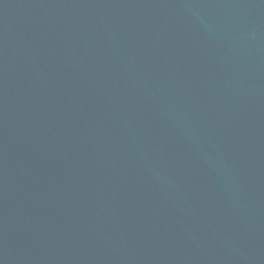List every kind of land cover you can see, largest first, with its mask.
Masks as SVG:
<instances>
[{"label": "water", "instance_id": "obj_1", "mask_svg": "<svg viewBox=\"0 0 264 264\" xmlns=\"http://www.w3.org/2000/svg\"><path fill=\"white\" fill-rule=\"evenodd\" d=\"M0 264H264V0H0Z\"/></svg>", "mask_w": 264, "mask_h": 264}]
</instances>
